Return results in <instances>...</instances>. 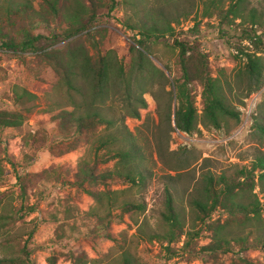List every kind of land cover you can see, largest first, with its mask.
I'll return each mask as SVG.
<instances>
[{
	"label": "rangeland",
	"instance_id": "1",
	"mask_svg": "<svg viewBox=\"0 0 264 264\" xmlns=\"http://www.w3.org/2000/svg\"><path fill=\"white\" fill-rule=\"evenodd\" d=\"M209 1L104 0L98 11L95 28L110 30L99 38L103 45L101 49L113 50L124 64L129 63L128 48L139 39L137 33L143 24L163 27L170 22L174 30L173 36L145 42V46L150 47V54L145 53L152 64L164 73L167 81L158 75L135 76L132 93L138 94L141 88L144 92L142 99L146 103L145 108L138 110L139 119L127 116L126 103L121 97L111 96L102 106L115 120L124 117L148 171L142 190L132 189L127 198L136 205L144 206V211L123 215L118 210L114 211L115 219L108 230L111 239L96 232L91 234L92 237L87 235L93 230V217L88 213L95 203L90 196L65 185L67 181L73 182V174L86 151L89 134L81 137L77 149L59 155L60 151L69 147L59 143L58 128L52 121L57 109L52 106L55 98L50 94V87L56 84L57 76L35 55L0 50V110L28 111L20 127L0 128V259H13L10 264H19L28 256L34 264H72L76 256L83 254L86 264H120L122 253L127 251L142 264H241L242 258L264 264V251L258 249L235 254L238 247L234 246V253L218 254L216 257L199 254L198 250L210 242L208 232H203L188 248H184L185 238L182 237L173 246L176 255L168 261L165 244L146 239L148 234L162 235L167 230L162 219L166 187L169 186L174 204L188 230L194 218L190 202L200 195L204 174L224 175L232 182L240 179L238 171L241 165L250 168L255 157H264V132L257 127L264 128V85L251 115V124L248 122L245 125L242 117L238 126L233 121H227L220 130L198 126L199 133L178 135L168 132L161 118L162 107L168 103L170 92H173V81L181 78L178 50L172 46L174 39L197 45L199 51L207 56L213 77L224 69L228 100L240 113L247 106L246 85L236 75L244 60H241L236 48H243L245 52L253 50L249 40L241 39V29L251 28V15L262 23L261 26L256 25V33L252 35L257 34L264 42V0L216 1L223 11L231 4L238 6L237 15L242 19L229 15L230 23L222 22L218 14L212 17L204 15V4ZM34 8L38 10V1L34 2ZM51 27L56 28L54 23ZM50 30L38 28V32L46 35ZM21 40L22 37L18 41ZM64 44L58 42L52 49H61ZM258 55L264 59V53ZM189 88L200 114L201 99H197L200 98L201 86L194 81ZM21 91L34 98H23L17 105L15 92ZM241 129V133L237 134ZM112 166L113 162L99 165L97 172L109 171ZM87 188L103 191L125 187L111 181L106 186L88 184ZM234 194L245 203L253 198L246 189H235ZM251 194L264 204L259 188L255 187ZM102 198L104 206L98 213L104 215L107 196ZM227 217L220 210L213 215L212 221L220 219L223 222ZM133 219L138 221L137 225L133 224ZM229 230L249 239L256 234L264 236V219L244 225L239 221L232 222Z\"/></svg>",
	"mask_w": 264,
	"mask_h": 264
},
{
	"label": "trees",
	"instance_id": "2",
	"mask_svg": "<svg viewBox=\"0 0 264 264\" xmlns=\"http://www.w3.org/2000/svg\"><path fill=\"white\" fill-rule=\"evenodd\" d=\"M35 1L39 2L38 10L34 8ZM103 1L0 0V50L35 55L57 76L56 84L50 87V94L55 98L52 106L57 109L52 121L58 128L59 143L69 147L60 151L59 155L77 149L81 137L89 134L87 148L76 165L73 182L67 181L65 185L79 193H85L95 203L88 213L93 217L94 226L92 232L90 230L87 235L91 236L96 232L101 237L111 239L108 230L110 223L115 219L114 211L118 210L121 215L144 211V206L136 205L127 198L132 189L142 190L148 179V171L144 168L143 154L134 135L126 127L124 117L115 120L102 109V106L111 96L121 97L126 103L127 116L139 119L138 110L145 108L146 103L142 99L144 92L141 88L138 94L132 93L134 89L132 81L135 76L158 75L167 81L164 73L152 64L145 53L150 54V47L145 46V42L166 35L173 36L174 30L170 22H166L163 27L143 24L137 33L139 39L133 41L128 48L129 63L124 64L118 60L113 50L101 49L99 38L110 32L106 28H95L94 25ZM216 1L221 3V0H210L208 4H204L206 17L218 14L221 15L222 22L229 23L232 22L228 21L229 15L234 19H242L237 15L236 4L230 3L228 9L223 11L220 5H216ZM255 18L254 15L250 16L249 30L241 29V39L249 40L253 50H247L250 51L248 53L243 48H236L241 60H244L236 75L237 79L246 85V97L260 91L264 85V59L258 55L264 53V42L261 37L256 36L257 34L252 35L256 33V25L261 26L262 23ZM52 23L56 28L51 27ZM238 26L242 27L241 24ZM38 28L51 30L46 35L38 32ZM20 37L22 40L18 41ZM58 42L65 44L61 49H52ZM172 46L178 50L181 78L173 81V92H170L168 103L162 107L161 118L165 121L168 132L176 129L192 135L199 133L198 126L220 130L227 121H233L238 126L241 123L240 112L227 98L225 86H228V82L225 70H219L213 77L207 56L191 42L174 39ZM194 81L201 86L200 114L189 88ZM23 98L29 100L34 96L26 91L15 92L17 105ZM27 115L28 111L25 109L0 110V128H18ZM257 127L264 132L262 126ZM110 162H113L111 170L97 172L99 165ZM238 174L240 179L232 182L224 175L204 174L201 193L190 202L194 218L188 230L185 229L183 216L174 204L169 186L166 187L162 219L167 225V230L162 235L148 234L146 239L149 242L165 244L167 261L176 255L173 246L182 237L185 238L184 248H188L203 232L209 233L210 242L198 250L199 254L216 257L218 254L234 253V246L238 247L235 254L254 249L264 251V236H260L261 234L249 239L246 235L229 230L232 222L239 221L244 225L264 219V204L257 196L251 194L257 187L264 196V157H255L250 168L241 165ZM111 181L119 182L125 188L103 191H90L87 188L88 184L106 186ZM235 189L248 190L253 197L252 200L248 203L239 201V196L234 194ZM22 193L25 199L24 189ZM103 196H107V210L104 215L98 213L104 206ZM32 210L33 208L30 209ZM220 210L227 214V220L212 221L213 215L220 213ZM132 221L137 225V220ZM25 259L19 264H34L28 256ZM13 261L3 258L0 259V264H10ZM240 262L255 264L247 258L240 259ZM72 264H86V256L83 254L76 256ZM120 264L142 263L125 251L122 253Z\"/></svg>",
	"mask_w": 264,
	"mask_h": 264
},
{
	"label": "built area",
	"instance_id": "3",
	"mask_svg": "<svg viewBox=\"0 0 264 264\" xmlns=\"http://www.w3.org/2000/svg\"><path fill=\"white\" fill-rule=\"evenodd\" d=\"M261 94V91H258V92H255L253 94H251L250 96H248L245 100V103L247 104V106H245V108L243 110H240L241 113H240V120H242V117H243V120L245 122V125L250 122H252L251 120V115H253L255 109H256V106L258 104V99H259V96ZM198 101L200 100V98L197 99ZM199 109H200V106H198ZM200 112V111H199ZM245 127V126H244ZM242 127V129L244 128ZM241 128V127H240ZM241 130L238 131L237 134L241 133ZM173 132H176V134L178 135H181V134H185V133H181L179 132L178 130H174ZM187 135V134H186Z\"/></svg>",
	"mask_w": 264,
	"mask_h": 264
}]
</instances>
